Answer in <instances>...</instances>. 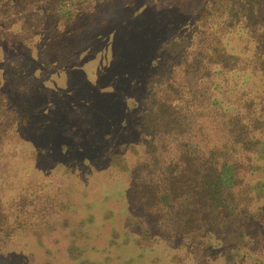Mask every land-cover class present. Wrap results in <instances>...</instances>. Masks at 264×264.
Wrapping results in <instances>:
<instances>
[{"label":"rangeland","instance_id":"obj_1","mask_svg":"<svg viewBox=\"0 0 264 264\" xmlns=\"http://www.w3.org/2000/svg\"><path fill=\"white\" fill-rule=\"evenodd\" d=\"M174 6L171 0H0V131L23 145L11 172L0 167V194L20 195L36 179L43 190L25 192L27 203L32 196L46 212L61 211L52 227L38 222L33 236L18 237L12 253L23 264L179 263L163 247L143 251L150 240L128 224L135 166L145 156L142 109L152 98L165 104L190 98L200 117L214 95L208 86L221 79L198 83L214 71L211 40ZM193 59L195 66L204 59L200 71L188 64ZM252 110L248 105L241 117L264 125ZM263 163L253 177L262 191ZM17 176L22 181L15 184ZM225 257L222 249L216 259L222 264Z\"/></svg>","mask_w":264,"mask_h":264},{"label":"trees","instance_id":"obj_2","mask_svg":"<svg viewBox=\"0 0 264 264\" xmlns=\"http://www.w3.org/2000/svg\"><path fill=\"white\" fill-rule=\"evenodd\" d=\"M171 1L177 15L191 18L211 40L208 69L214 71L198 83L210 76L221 79L208 86L214 95L200 117L190 98L174 104L152 98L142 109L145 156L135 166L129 227L150 240L143 251L163 247L174 252L171 259L178 264H220L216 257L222 249V264H264V191L261 183L253 184L258 162H264V154L258 156L264 153V125L254 128L241 117L249 105L264 123V0ZM188 64L200 71L194 59ZM14 141L10 131H0V167L8 172L22 156L23 145ZM3 157L10 160L3 163ZM260 167L264 170V163ZM21 181L17 176L15 184ZM39 183L34 179L27 185L42 191ZM25 192L0 194V264H23L18 252L12 253L18 237L33 236L38 222L52 227L61 214L46 212L32 196L27 203ZM115 253L119 258L121 252Z\"/></svg>","mask_w":264,"mask_h":264}]
</instances>
